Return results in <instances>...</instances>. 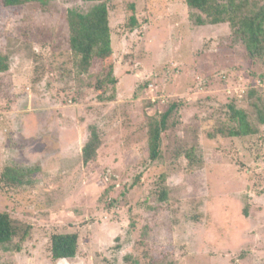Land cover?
<instances>
[{"label": "rangeland", "instance_id": "rangeland-1", "mask_svg": "<svg viewBox=\"0 0 264 264\" xmlns=\"http://www.w3.org/2000/svg\"><path fill=\"white\" fill-rule=\"evenodd\" d=\"M103 1L117 83L101 96L97 72L77 71L68 23L98 2L0 0L11 57L0 75V212L18 226L0 264H264V58L250 61L227 23L197 24L186 0ZM175 102L153 161L150 122ZM229 104L254 133H216L231 124ZM92 126L101 145L84 164ZM7 166L33 172L12 186ZM56 232L79 234L74 258H52Z\"/></svg>", "mask_w": 264, "mask_h": 264}, {"label": "trees", "instance_id": "trees-1", "mask_svg": "<svg viewBox=\"0 0 264 264\" xmlns=\"http://www.w3.org/2000/svg\"><path fill=\"white\" fill-rule=\"evenodd\" d=\"M98 2L86 13L71 10L68 13L70 29V48L77 58L76 68L80 74H88L95 70V89L102 94L110 85H115L111 28L109 22V6L103 0H85ZM5 6H18L26 0H1ZM188 6L200 12L195 16L199 25H216L227 23L233 40L243 44L247 58L256 62L264 58V1L263 0H186ZM130 22L137 25L134 4H131ZM11 57L0 50V75L11 70ZM181 103L175 102L161 115L150 122L148 129L150 158L155 161L162 155L163 133L170 127L173 114ZM228 120L230 125L217 127L218 135L247 136L255 132L248 121L246 112L234 104H229ZM172 124H174L172 122ZM217 135L210 134L213 138ZM101 145V135L96 126L91 127V134L83 147L84 164L96 159ZM187 157L191 165L201 163L192 147ZM32 169L7 166L2 174L6 184L17 186L25 183L27 174ZM163 177H166L165 175ZM166 180V179H165ZM163 180V182L165 181ZM167 190L161 192V199H167ZM26 230L25 232H27ZM18 234V226L14 224L7 212H0V245L13 241ZM79 250V234L77 232H56L51 235L50 252L53 259L74 258Z\"/></svg>", "mask_w": 264, "mask_h": 264}]
</instances>
